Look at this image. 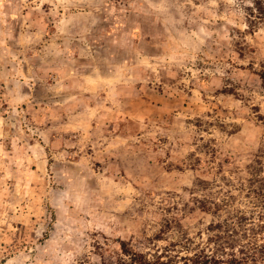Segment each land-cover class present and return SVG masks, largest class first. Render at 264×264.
Returning <instances> with one entry per match:
<instances>
[{"label": "rangeland", "instance_id": "374dc122", "mask_svg": "<svg viewBox=\"0 0 264 264\" xmlns=\"http://www.w3.org/2000/svg\"><path fill=\"white\" fill-rule=\"evenodd\" d=\"M258 12L0 0V264L264 248Z\"/></svg>", "mask_w": 264, "mask_h": 264}, {"label": "trees", "instance_id": "16d2710c", "mask_svg": "<svg viewBox=\"0 0 264 264\" xmlns=\"http://www.w3.org/2000/svg\"><path fill=\"white\" fill-rule=\"evenodd\" d=\"M255 4V7L258 12L259 17H264V0H252ZM249 10L252 9L249 7ZM252 13V12H251ZM252 15V14H250ZM246 219V215L240 217L239 224ZM260 225V224H258ZM211 230H221L222 228H210ZM236 228H227L228 231H235ZM231 237V236H229ZM235 238L231 237L230 241L225 242V244L219 245V248L216 251H211L207 253L206 251L196 252L193 255L187 256H175L172 254H168L169 252H161L155 255L149 256L141 250H136L126 243L121 244L120 253L117 257L113 258L111 256L106 257L102 256V264H257L260 258L264 256V248L261 246L260 248L253 247L251 250L249 248H239V254L236 252H227V250L231 247L234 251V247L232 246V241ZM222 242V241H221ZM169 251V250H167ZM220 253L218 254V252ZM261 252V253H260Z\"/></svg>", "mask_w": 264, "mask_h": 264}]
</instances>
